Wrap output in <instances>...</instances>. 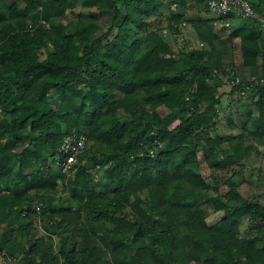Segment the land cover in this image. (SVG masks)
Listing matches in <instances>:
<instances>
[{"label":"trees","instance_id":"1","mask_svg":"<svg viewBox=\"0 0 264 264\" xmlns=\"http://www.w3.org/2000/svg\"><path fill=\"white\" fill-rule=\"evenodd\" d=\"M210 12L206 0H0V260L264 264V170L257 196L235 180L261 153L264 84L246 94L252 127L217 133L224 78L264 77V25L231 14L224 31ZM186 25L199 45L177 51L166 36L185 39ZM74 130L90 144L68 176L56 161Z\"/></svg>","mask_w":264,"mask_h":264},{"label":"rangeland","instance_id":"2","mask_svg":"<svg viewBox=\"0 0 264 264\" xmlns=\"http://www.w3.org/2000/svg\"><path fill=\"white\" fill-rule=\"evenodd\" d=\"M211 13V12H210ZM211 16H215L213 13L210 14ZM262 20H260L263 25H264V16L261 17ZM242 22H244V19H239L234 21V25L238 26ZM252 23V22H251ZM185 34L184 37L185 39H182V37H178V41H175L169 34H167L166 38L173 43L174 48L178 51L183 47V42H187L184 47L185 48H192V47H197L198 44V39L196 38V35L194 34L193 28L190 25L185 26ZM167 31H164L163 34H166ZM201 44V43H200ZM221 92L224 94L223 97V105L220 107L219 110V122H218V131L217 133L223 136H228L230 134H237L241 132L242 130V124L245 123L248 125L249 128L252 127V122L257 116V109L256 107L252 104L253 99L248 96H243L241 99L239 98V95L236 92L232 91V85H231V79L226 76L223 80V85L221 87ZM160 112L162 115H166L169 110L162 106L160 109ZM233 119L234 127L230 124L229 119ZM178 123V122H177ZM176 123V124H177ZM258 149L261 151L260 156L258 158L257 162L250 163L249 166L247 167L245 174L248 178V182L244 178L243 175H239L235 178V180H242L243 182L239 183V191L240 193L245 196V197H254L257 196V188L255 184V180L258 176V171L259 169L264 170V138H259L256 142ZM203 169L205 170L204 172L209 173L210 169L204 164ZM97 172L94 171L91 173V176H96ZM251 183V184H250ZM262 203H264V194L261 195L258 198ZM221 215V214H219ZM218 214H215L213 212L210 213V220H216L219 216ZM246 224H244L245 228ZM37 230L39 231V235L44 233L43 228L40 225H36ZM56 238V239H55ZM55 240L57 241L58 238L55 236Z\"/></svg>","mask_w":264,"mask_h":264},{"label":"built area","instance_id":"3","mask_svg":"<svg viewBox=\"0 0 264 264\" xmlns=\"http://www.w3.org/2000/svg\"><path fill=\"white\" fill-rule=\"evenodd\" d=\"M206 2L209 10L213 14L222 18L219 27L224 31H229L232 28L231 18L228 17L231 14L244 19L262 20L261 17H263L256 12L250 0H206ZM256 84H264V77L259 78L257 76H252L247 81H244L240 77H236L231 80L232 87L238 85L243 86L239 93L242 96H246V94L251 91ZM89 144L90 142L88 141L85 133H79L74 130L72 133L67 135L61 144L63 158H59L56 161L58 168H60L62 172L66 173L68 176H72L77 170L76 166L79 164L80 157L83 156ZM35 209L40 214L42 204H35ZM37 224L41 226V217H38ZM44 233L46 234L45 230ZM17 260V258L11 257L3 258L0 260V264H11L17 262Z\"/></svg>","mask_w":264,"mask_h":264},{"label":"crops","instance_id":"4","mask_svg":"<svg viewBox=\"0 0 264 264\" xmlns=\"http://www.w3.org/2000/svg\"><path fill=\"white\" fill-rule=\"evenodd\" d=\"M235 20H237V18L233 20V24H234V21H235Z\"/></svg>","mask_w":264,"mask_h":264}]
</instances>
